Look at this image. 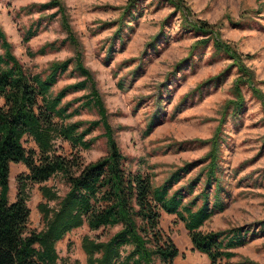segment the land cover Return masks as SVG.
<instances>
[{"label": "rangeland", "instance_id": "374dc122", "mask_svg": "<svg viewBox=\"0 0 264 264\" xmlns=\"http://www.w3.org/2000/svg\"><path fill=\"white\" fill-rule=\"evenodd\" d=\"M129 1L0 0V27L14 54L34 73L46 74L52 63L71 60L55 93L85 78L75 71L80 55L102 97L113 137L128 157L127 165L151 174L154 184H162L188 163L191 172L175 188L202 174L196 186L201 190L218 136L217 176L226 208L213 214L202 230L244 228L248 242L234 249V261L264 264V0H183L181 9L170 0H137L124 14ZM201 22L214 34L191 26ZM31 28L37 34L25 42ZM214 37L228 43L232 52L218 51ZM52 42L55 49L37 53ZM241 65L253 74V86L263 98L252 86L242 85L244 104L236 115L231 100L236 99L233 88L242 75ZM89 91L71 92L65 101L76 107ZM100 118L97 108H83L72 121L88 126ZM105 132L101 124L87 136L94 142L90 149H81L85 163L109 153ZM32 145L25 142L26 147ZM26 171L23 163L11 166V201L17 198L18 175ZM46 184L61 196L68 190L60 176ZM214 187L215 183L212 201ZM42 201L36 184L28 205L30 227L37 230L44 227L38 208ZM161 225L180 250L175 264H210L206 254L194 249L176 215L164 213ZM115 230L76 228L57 243L59 256L87 264L82 238L99 233L105 239Z\"/></svg>", "mask_w": 264, "mask_h": 264}, {"label": "trees", "instance_id": "16d2710c", "mask_svg": "<svg viewBox=\"0 0 264 264\" xmlns=\"http://www.w3.org/2000/svg\"><path fill=\"white\" fill-rule=\"evenodd\" d=\"M182 2L170 0L179 9ZM136 4L137 0H130L124 14ZM191 26L214 34L203 22ZM36 34L37 29H28L24 41ZM214 45L218 51L232 52L229 44L218 37H214ZM55 48L54 42L48 43L37 53L45 54ZM77 60L75 71L85 78L55 93L53 88L68 71L71 60L52 63L46 74L34 73L14 54L0 27V264H81L79 259L61 258L56 245L84 225L92 232L117 228L105 239L99 233L82 238L87 264H175L180 250L161 225L164 213L176 215L184 223L194 249L206 254L210 264H242L234 261V249L248 242L244 228L202 230L213 214L226 208L220 198L223 189L217 176L218 136L213 139L211 161L201 190L196 191V186L202 174L175 188L191 172L188 163L162 184H154L151 174L127 165L128 157L113 137L92 73L79 61V54ZM240 68L242 75L233 88L236 99L231 100L232 114L236 115L244 104L242 85L252 86L263 98L253 86V74L246 66ZM86 89L90 91L78 106L65 101L71 92ZM83 108H97L101 118L88 126L83 121H72ZM101 124L106 129L110 151L85 163L81 149L91 148L94 140L87 136ZM60 141L68 143L69 148ZM25 142L34 145L26 147ZM18 163H23L27 171L18 175L17 198L11 201V166ZM55 176L68 185L64 196L46 184ZM214 183L212 201L210 190ZM36 184L45 199L38 204L44 222L41 230L30 227L28 201ZM50 201L57 205L51 206Z\"/></svg>", "mask_w": 264, "mask_h": 264}]
</instances>
